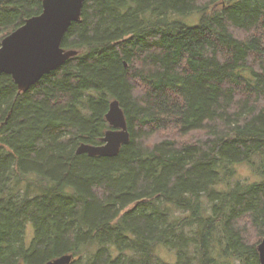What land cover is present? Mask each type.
<instances>
[{"label": "trees", "instance_id": "trees-1", "mask_svg": "<svg viewBox=\"0 0 264 264\" xmlns=\"http://www.w3.org/2000/svg\"><path fill=\"white\" fill-rule=\"evenodd\" d=\"M41 11L0 0V44ZM61 47L76 56L25 92L0 74V264H259L264 0H86ZM112 100L129 143L77 155ZM241 163L260 181L218 190Z\"/></svg>", "mask_w": 264, "mask_h": 264}, {"label": "water", "instance_id": "water-1", "mask_svg": "<svg viewBox=\"0 0 264 264\" xmlns=\"http://www.w3.org/2000/svg\"><path fill=\"white\" fill-rule=\"evenodd\" d=\"M86 0H42L39 15L28 18L22 26L5 36L0 44V74L10 75L19 92L27 91L43 76L55 71L74 50H64L61 42L73 22L80 20ZM105 119L111 129L100 145L81 143L76 154L112 158L127 145L130 135L122 108L117 100L109 103ZM259 264H264V238L257 246ZM72 254H64L43 264H71Z\"/></svg>", "mask_w": 264, "mask_h": 264}, {"label": "rangeland", "instance_id": "rangeland-1", "mask_svg": "<svg viewBox=\"0 0 264 264\" xmlns=\"http://www.w3.org/2000/svg\"><path fill=\"white\" fill-rule=\"evenodd\" d=\"M179 22L183 23L186 26L193 27L200 23L201 14L195 13L188 16H181L178 18ZM258 158L255 159V162L258 164ZM235 169V175L233 179L228 182V185L222 184L217 187L218 190H227L230 185H233L235 182L241 183H253L259 182L260 177L256 169L252 168L249 163H241L233 166ZM33 237V229L31 225H29L26 229V243L29 245ZM158 256L169 263H173L176 258V253L174 251L167 252L161 248L158 249Z\"/></svg>", "mask_w": 264, "mask_h": 264}]
</instances>
